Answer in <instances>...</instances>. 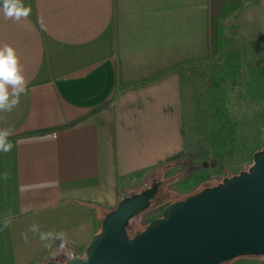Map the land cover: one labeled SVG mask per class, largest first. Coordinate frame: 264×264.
Returning <instances> with one entry per match:
<instances>
[{
	"label": "crops",
	"instance_id": "1",
	"mask_svg": "<svg viewBox=\"0 0 264 264\" xmlns=\"http://www.w3.org/2000/svg\"><path fill=\"white\" fill-rule=\"evenodd\" d=\"M21 3L27 18L0 11V47L15 50L26 82L0 110L12 144L0 151V264L82 253L104 213L183 151L189 66L143 82L211 49L210 0Z\"/></svg>",
	"mask_w": 264,
	"mask_h": 264
},
{
	"label": "water",
	"instance_id": "2",
	"mask_svg": "<svg viewBox=\"0 0 264 264\" xmlns=\"http://www.w3.org/2000/svg\"><path fill=\"white\" fill-rule=\"evenodd\" d=\"M158 185L119 198L82 253L31 264H221L264 253V142L246 169L165 204L129 235L130 219L150 205Z\"/></svg>",
	"mask_w": 264,
	"mask_h": 264
},
{
	"label": "rangeland",
	"instance_id": "3",
	"mask_svg": "<svg viewBox=\"0 0 264 264\" xmlns=\"http://www.w3.org/2000/svg\"><path fill=\"white\" fill-rule=\"evenodd\" d=\"M235 19L241 30L239 47L241 57L232 67V75H211L199 65L189 66L186 71L192 85L193 118L189 140L183 151L150 171L142 182L136 185L138 191L152 181L159 183L156 196L150 205L134 215L127 232L132 235L142 229L148 221L161 213L162 207L206 185H212L224 176L246 169L252 161V153L264 142V116H254L255 136L247 143L238 135L242 120L232 106L224 107L219 98L215 116L207 119L204 109L205 93L210 86L216 90L226 83L236 90H243L246 84V69L264 64V6L263 3L242 6ZM247 139V138H246ZM100 228V227H99ZM99 230V229H98ZM264 254L239 255L223 264H263Z\"/></svg>",
	"mask_w": 264,
	"mask_h": 264
},
{
	"label": "trees",
	"instance_id": "4",
	"mask_svg": "<svg viewBox=\"0 0 264 264\" xmlns=\"http://www.w3.org/2000/svg\"><path fill=\"white\" fill-rule=\"evenodd\" d=\"M257 1L210 0V54L175 63L143 83L157 80L166 72L176 71L190 65H199L214 76L232 75V67L241 57L238 34L242 30L235 17L242 6ZM219 98L222 99L224 107L232 106L236 109L242 120L238 138L240 136L241 142L245 141L250 144L249 139L255 136L254 116L259 114L264 116V64L249 66L246 69V84L241 91L226 83H222V87L218 90L210 86L204 97L207 119L215 116Z\"/></svg>",
	"mask_w": 264,
	"mask_h": 264
},
{
	"label": "clouds",
	"instance_id": "5",
	"mask_svg": "<svg viewBox=\"0 0 264 264\" xmlns=\"http://www.w3.org/2000/svg\"><path fill=\"white\" fill-rule=\"evenodd\" d=\"M0 11L5 19L27 18L31 12L21 0H0ZM26 92V82L19 66L15 50L8 45L0 47V110L11 111L20 102V96ZM10 129L0 130V151L8 152L12 144L8 141ZM7 224V221H5ZM32 231H36L35 226ZM45 233L40 234V239L46 238ZM63 235V234H61Z\"/></svg>",
	"mask_w": 264,
	"mask_h": 264
},
{
	"label": "flooded vegetation",
	"instance_id": "6",
	"mask_svg": "<svg viewBox=\"0 0 264 264\" xmlns=\"http://www.w3.org/2000/svg\"><path fill=\"white\" fill-rule=\"evenodd\" d=\"M262 254H264V253H262ZM237 257V256H236ZM235 258V257H234ZM226 262V261H225ZM224 263V262H223ZM223 263H221V264H223ZM264 264V263H263Z\"/></svg>",
	"mask_w": 264,
	"mask_h": 264
}]
</instances>
